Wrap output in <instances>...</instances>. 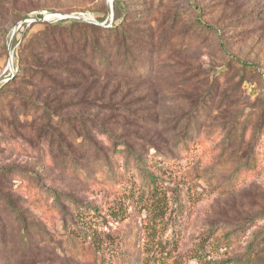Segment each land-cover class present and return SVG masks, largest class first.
<instances>
[{
    "label": "rangeland",
    "instance_id": "374dc122",
    "mask_svg": "<svg viewBox=\"0 0 264 264\" xmlns=\"http://www.w3.org/2000/svg\"><path fill=\"white\" fill-rule=\"evenodd\" d=\"M114 3L0 0V264H29L41 233L61 246L41 244L36 264H93L71 256L77 243L62 215L36 208L18 173L58 195L100 205L114 230L144 221V211L116 204L100 184L72 172L77 161L93 170L119 144L165 153L159 158L172 174L171 188L190 183L202 192L180 216L181 252L198 254L184 264H232L264 231V0H125L121 46L114 30L100 29L120 22ZM64 18L91 24L69 30L82 41L103 42L113 61L106 75L75 78L99 54L90 50L88 58L76 48L75 56L55 46L51 24ZM186 134L201 136L200 148L213 157L209 166L220 163L212 184L200 178L205 165L180 151ZM256 140L260 168L237 183L231 175L253 157ZM15 208L22 210L18 220ZM114 208L118 215H107ZM215 227L240 234L232 242L202 238ZM251 264H264V248Z\"/></svg>",
    "mask_w": 264,
    "mask_h": 264
},
{
    "label": "trees",
    "instance_id": "16d2710c",
    "mask_svg": "<svg viewBox=\"0 0 264 264\" xmlns=\"http://www.w3.org/2000/svg\"><path fill=\"white\" fill-rule=\"evenodd\" d=\"M114 4L118 13L116 20L120 19V22L116 21L111 29L102 27L100 29L104 32L114 30L116 45L121 46L123 45L122 42L125 43L126 38L123 23H125L124 17L128 13V9L125 0H115ZM77 24L91 25L76 18H64L52 23L51 26L57 28L51 34L52 42L55 46L70 48V51L74 52L73 54L76 53V48H81L84 51L83 54L88 58L90 50L94 54H99V56L93 55L94 59L88 60L85 66L81 68L83 70L80 69L74 72L75 78L84 79L86 76L102 73L106 75L109 68L112 69L113 61L108 62V58L104 56L102 52L103 42L89 39L82 41L74 31L69 30ZM66 27L68 29H63ZM138 61L136 60L135 63L138 64ZM242 64L247 68L249 63L244 61ZM142 66H139V68L144 69ZM114 68L119 69L118 67ZM71 74L72 70H70ZM47 115L53 117L54 113H48ZM101 132H103L102 128L99 129V133ZM189 137L190 135L186 134L179 149L188 158H191L192 163L205 165L202 166L206 169L203 174H200V178L212 184L218 180L216 171L221 169L218 166L220 163L214 161L209 166L213 157L210 156L209 149L206 151V148H200L201 136L197 135L192 140ZM259 144L260 142L256 140L253 146V157L235 170L234 174L231 175L232 180L241 183L246 176L258 171L260 168L258 166ZM119 145H122L123 148L118 145L112 146L103 158H100L91 166L93 170H89L88 167L82 168L81 162L77 161L73 164L72 172L85 183L100 184L106 190L108 196L113 197L116 204L129 203L138 212H145L144 221L135 226L132 225L126 232L114 230L108 226L107 216L103 214L105 210L100 205L85 203L70 196L58 195L56 192L41 187L30 175L23 173L17 175L27 182L25 186L28 192L26 193L34 202L36 208L53 210L62 215L61 218L65 221L66 229L72 241L76 240L77 245L81 246L80 249L76 248V244L73 246L71 253L75 256H71L74 259L77 258L80 262L86 261L93 264H184L187 258L195 257L198 254L186 258V255L181 252L183 242L179 227L182 225L180 216L193 210L198 201L202 200V192L194 189L193 184L190 183L180 184L176 182L178 188L176 190L171 188L170 184L174 182L172 174H168L169 169L163 165L164 161L159 158V156L167 158L165 153L157 150L158 154L151 155L134 150L127 144ZM231 186V189L237 187L235 182ZM117 206L115 208H119ZM109 211L107 215H118L116 209ZM14 212L17 217L16 220L21 218L22 210L20 208H15ZM170 230L171 235L168 236ZM239 234L240 231H225L220 227H215L210 229L205 236L203 233L202 238L232 242ZM28 239L24 238L23 244H26ZM48 241L46 234H39V241L36 244L37 249H35L36 253L33 254L32 252L29 264L37 263L42 250L40 245ZM49 242H53L52 239ZM201 242L196 246L201 245ZM59 243V241L53 242V247L61 246V243ZM263 248L264 231H261L254 235L245 254L240 256L239 259L233 260L232 264H251L260 255ZM53 252H50V257H48L51 262H54L53 259L56 258V255L52 254Z\"/></svg>",
    "mask_w": 264,
    "mask_h": 264
}]
</instances>
